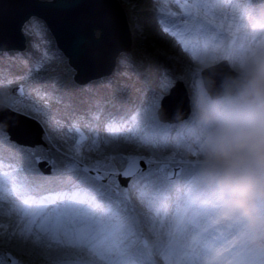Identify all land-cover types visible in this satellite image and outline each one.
<instances>
[{
    "label": "snow or ice",
    "instance_id": "6c2138e0",
    "mask_svg": "<svg viewBox=\"0 0 264 264\" xmlns=\"http://www.w3.org/2000/svg\"><path fill=\"white\" fill-rule=\"evenodd\" d=\"M261 5L148 0L154 27L179 49L155 78L126 46L129 26L143 38L133 11L125 19L112 0L29 5L30 47L0 52V264H264V250L197 184L188 103L177 95L221 87L257 38ZM52 22L73 38L72 63L111 56L131 71L99 88L69 84Z\"/></svg>",
    "mask_w": 264,
    "mask_h": 264
},
{
    "label": "clouds",
    "instance_id": "9594fccd",
    "mask_svg": "<svg viewBox=\"0 0 264 264\" xmlns=\"http://www.w3.org/2000/svg\"><path fill=\"white\" fill-rule=\"evenodd\" d=\"M251 27L257 38L233 56L221 87L188 97L185 150L197 156V184L264 250V5Z\"/></svg>",
    "mask_w": 264,
    "mask_h": 264
},
{
    "label": "water",
    "instance_id": "95a60500",
    "mask_svg": "<svg viewBox=\"0 0 264 264\" xmlns=\"http://www.w3.org/2000/svg\"><path fill=\"white\" fill-rule=\"evenodd\" d=\"M44 0H0V43L3 47L0 51H22L25 49L26 40L22 32L23 25L31 18L36 17L37 12L29 5L39 4ZM114 6H120L125 17L123 8L118 0H112ZM126 19V17H125ZM50 32L55 38L59 49L68 57L70 64L76 69L74 75L78 83H86L89 80L109 75L114 67L115 62L111 56L88 66H77L72 63V56L69 54L73 44V38L57 23L52 22ZM94 35L97 39L100 38L101 32L99 29L94 30ZM131 43V35L128 27L126 46L129 49ZM82 46H87L83 44ZM68 49V52L64 50ZM177 95L180 99L187 103V94L185 90L178 89Z\"/></svg>",
    "mask_w": 264,
    "mask_h": 264
},
{
    "label": "rangeland",
    "instance_id": "374dc122",
    "mask_svg": "<svg viewBox=\"0 0 264 264\" xmlns=\"http://www.w3.org/2000/svg\"><path fill=\"white\" fill-rule=\"evenodd\" d=\"M121 7L123 8L125 17L127 19L129 12L133 11L135 15L139 18L141 24L143 25V38L138 39L136 32L133 30L131 26H129L130 35H131V43L130 49L131 52L138 60H142L144 63V68L148 70V74L155 78L159 69L165 63V57L171 55L179 54V49L174 47L173 41L170 40L167 36L161 34L151 22L149 13L147 11L148 8V0H135L136 7L134 9H129L127 7V0H118ZM35 17H31L29 20L34 19ZM29 20L23 25L22 32L25 36L26 47L22 51H0L4 53H20L28 50L32 43V34L28 31L27 26ZM49 38L51 44L58 53L63 52L57 46V43L52 36L51 32H49ZM63 71L67 74L66 79L69 84L74 80V75L77 73L76 69L70 65L69 59L63 54V64L61 65ZM131 69L123 68L118 66L115 63V67L111 74L107 76H103L100 78L92 79L86 83L78 84L75 80L77 87H82L86 85H95L98 88L103 84V81L106 77L113 76L116 74H123L125 72H130ZM23 86V85H22Z\"/></svg>",
    "mask_w": 264,
    "mask_h": 264
}]
</instances>
